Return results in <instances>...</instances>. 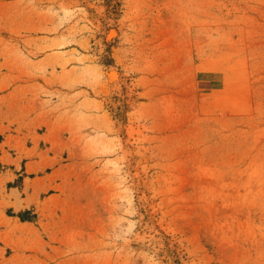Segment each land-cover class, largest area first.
<instances>
[{
  "label": "rangeland",
  "instance_id": "rangeland-1",
  "mask_svg": "<svg viewBox=\"0 0 264 264\" xmlns=\"http://www.w3.org/2000/svg\"><path fill=\"white\" fill-rule=\"evenodd\" d=\"M0 264H264V0H0Z\"/></svg>",
  "mask_w": 264,
  "mask_h": 264
},
{
  "label": "bare ground",
  "instance_id": "bare-ground-1",
  "mask_svg": "<svg viewBox=\"0 0 264 264\" xmlns=\"http://www.w3.org/2000/svg\"><path fill=\"white\" fill-rule=\"evenodd\" d=\"M109 75L114 78L116 76V74L114 72H110Z\"/></svg>",
  "mask_w": 264,
  "mask_h": 264
}]
</instances>
